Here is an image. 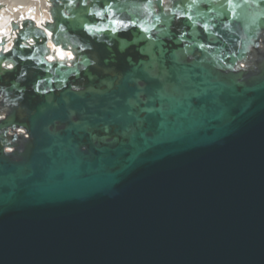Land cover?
<instances>
[{
	"label": "water",
	"instance_id": "obj_1",
	"mask_svg": "<svg viewBox=\"0 0 264 264\" xmlns=\"http://www.w3.org/2000/svg\"><path fill=\"white\" fill-rule=\"evenodd\" d=\"M47 3L0 40V264H264V0Z\"/></svg>",
	"mask_w": 264,
	"mask_h": 264
},
{
	"label": "bare ground",
	"instance_id": "obj_2",
	"mask_svg": "<svg viewBox=\"0 0 264 264\" xmlns=\"http://www.w3.org/2000/svg\"><path fill=\"white\" fill-rule=\"evenodd\" d=\"M18 1V2H16ZM14 0V2H3L0 0V5L4 6L0 10V40L4 35L10 33V23L12 20L20 18L32 17L39 24L49 19L47 0ZM20 6L22 9H20ZM24 7V8H23ZM28 7V9L26 8ZM22 10V11H21ZM58 55L63 57L64 53L60 50ZM70 57L71 55L68 54Z\"/></svg>",
	"mask_w": 264,
	"mask_h": 264
},
{
	"label": "rangeland",
	"instance_id": "obj_3",
	"mask_svg": "<svg viewBox=\"0 0 264 264\" xmlns=\"http://www.w3.org/2000/svg\"><path fill=\"white\" fill-rule=\"evenodd\" d=\"M1 1H5V2H13V3H16V2H18V1H16V2H14V0H1ZM24 8V7H23ZM26 8V7H25ZM20 9H22V7L20 6ZM26 9H28V7L26 8ZM22 11V10H21Z\"/></svg>",
	"mask_w": 264,
	"mask_h": 264
}]
</instances>
